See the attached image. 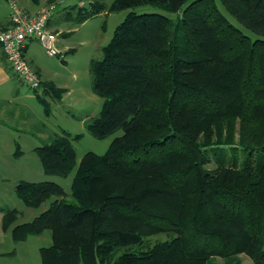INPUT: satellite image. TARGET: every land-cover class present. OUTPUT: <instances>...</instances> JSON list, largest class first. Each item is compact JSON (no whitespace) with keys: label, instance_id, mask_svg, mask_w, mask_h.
<instances>
[{"label":"trees","instance_id":"16d2710c","mask_svg":"<svg viewBox=\"0 0 264 264\" xmlns=\"http://www.w3.org/2000/svg\"><path fill=\"white\" fill-rule=\"evenodd\" d=\"M219 2L257 37L234 26L216 0H89L78 7V22L139 6L166 14L128 12L102 57L90 61L102 104L86 128L96 138L121 134L104 153L88 151L80 160L71 183L76 204L59 199L64 190L52 181L14 186L27 207L55 197L10 229L13 241L53 229V243L40 248L42 264H83L88 250L103 264L232 262L240 253L264 264V0ZM43 89L53 100L63 92L52 82ZM37 100L48 113V103ZM14 105L2 111L9 120L0 118L13 128L27 108ZM80 135L62 129L34 148L45 173H70L71 140ZM0 211L6 230L18 212ZM157 232L171 237L140 253L102 257Z\"/></svg>","mask_w":264,"mask_h":264},{"label":"rangeland","instance_id":"374dc122","mask_svg":"<svg viewBox=\"0 0 264 264\" xmlns=\"http://www.w3.org/2000/svg\"><path fill=\"white\" fill-rule=\"evenodd\" d=\"M14 1V0H13ZM22 8H29L35 5V1L41 6L50 5L51 18L54 26L63 24V31L58 30V38L62 45L57 46L60 53L49 56L42 46L33 42L27 51L28 57L31 56L33 63L40 67L43 77L38 88L32 89L20 80L18 86L22 95L17 97L18 105H26L21 113L27 117L31 111L33 116L43 119L47 134L53 135L62 129L71 135L81 134L79 138L72 139V145L75 150V166L67 176L56 174H47L43 171L38 154L32 146H40L48 142L49 139L31 137L23 135L22 145L23 153L18 157H6L0 159V208H14L17 218L6 230L1 229V220L3 213L0 211V264H42L40 259V248L50 246L53 243V229L45 228L39 235H28L20 241H13L10 229L20 223H26L34 219L41 212L49 208L50 203L55 199L54 196H46L44 200L36 207H27L15 196L14 186L19 180L29 181H52L57 183L64 190V194L58 196L64 201L76 204L75 198L71 194V183L75 175L77 166L88 151L96 154H102L107 149L111 140L121 134L117 131L105 138H96L91 135L86 123L90 117L97 115L101 108L102 98L92 90L91 74L89 65L91 59H100L102 57V47L109 43L113 37L116 26L124 19L126 14L132 10L136 12H159L164 11L152 6H139L114 12L101 11L82 22L76 19L77 9L82 5L88 6L89 0H15ZM113 0H105L109 5ZM6 0H0V4H5ZM219 9L224 13L228 20L250 39L257 36L252 31L243 27L235 18H233L222 6L219 0H216ZM79 10V9H78ZM171 17L174 13H168ZM46 82H52L63 92L59 99L53 100L50 91H44ZM40 99L48 103L49 112L46 113L43 105L38 102ZM6 115H0V118L7 119ZM22 130H26L22 128ZM25 132H21V134ZM208 168L213 165L208 163ZM171 233L157 232L145 236L141 242L121 245L115 250H105V255L115 256L123 252L140 253L147 250L153 244L169 239ZM65 236H68L65 235ZM114 251V252H113ZM236 261H227L221 257L210 258L207 264H255L249 256L244 253L236 255ZM83 264H103L95 258L88 250L83 258Z\"/></svg>","mask_w":264,"mask_h":264},{"label":"built area","instance_id":"2783aa9c","mask_svg":"<svg viewBox=\"0 0 264 264\" xmlns=\"http://www.w3.org/2000/svg\"><path fill=\"white\" fill-rule=\"evenodd\" d=\"M52 4L42 6L35 12H28L11 0L9 23L7 27L0 29V48L7 62L14 74L32 89L38 88L41 80L25 56L27 42L30 39L36 40L49 56L60 53L57 48L59 32L48 28ZM62 55L61 52L60 56Z\"/></svg>","mask_w":264,"mask_h":264},{"label":"crops","instance_id":"0c3cea01","mask_svg":"<svg viewBox=\"0 0 264 264\" xmlns=\"http://www.w3.org/2000/svg\"><path fill=\"white\" fill-rule=\"evenodd\" d=\"M10 1L11 0H6L5 4H0V28L7 27L9 23L8 17L10 11V6H9ZM34 3H35L34 6L23 9L28 12H35L40 7H42L41 4H39L38 2L35 1ZM53 22L54 21H52V18L50 16V19L48 21V28L50 30L56 32H58V30L63 31L62 30L63 24L54 26L52 25ZM33 42L38 43L36 40L33 39H30L27 42L25 48V56L29 61L31 67L37 72V74L42 78V80H47L43 77L40 71V67L37 64L33 63V59L31 58V56L28 57L27 51L29 49V46ZM60 45H62V42L61 39L58 38L57 46L60 48ZM19 82H20V78L16 76L12 71L9 63L7 62L2 52V49L0 48V115L3 114L2 111H4L5 106H15L14 104H17V97H20L22 95V91L18 86ZM23 114H25V112ZM17 115L18 113L16 114V116ZM42 120L43 119H39L38 117L35 118L33 115L30 117L28 115L27 117H24V115H22L20 116L18 126L12 125L14 126V128L0 121V159L9 156L18 157L22 155V153L24 152L23 149H21L24 147L21 142L23 139L22 137L23 135L25 136L29 135L31 137H36V138H44V137L47 138V134L45 132L46 125H44L45 122H43ZM22 128H25L26 130H22ZM21 132H25V133L21 134ZM17 145L21 147L20 150L22 151V153L19 155H15L17 151ZM32 147L34 149L36 146H32ZM1 229H2V220H1Z\"/></svg>","mask_w":264,"mask_h":264}]
</instances>
